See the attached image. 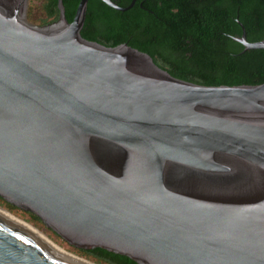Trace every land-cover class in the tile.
Listing matches in <instances>:
<instances>
[{"label":"water","instance_id":"95a60500","mask_svg":"<svg viewBox=\"0 0 264 264\" xmlns=\"http://www.w3.org/2000/svg\"><path fill=\"white\" fill-rule=\"evenodd\" d=\"M0 0V198L138 264H264V84L173 77L127 44ZM122 8L113 0H102ZM241 24V23H240ZM236 40L250 43L243 25ZM0 264H87L0 212Z\"/></svg>","mask_w":264,"mask_h":264},{"label":"trees","instance_id":"16d2710c","mask_svg":"<svg viewBox=\"0 0 264 264\" xmlns=\"http://www.w3.org/2000/svg\"><path fill=\"white\" fill-rule=\"evenodd\" d=\"M80 1L63 0L70 23ZM113 1L126 8L133 0ZM28 19L38 26L57 22L58 0H44L41 6L32 7ZM240 23L250 43L264 41V0H137L127 11L111 8L102 0H89L82 36L107 47L127 44L184 81L205 86L264 84V49L245 51L233 39L243 34ZM0 204L43 224L34 214L2 198ZM74 249L95 264H138L100 248Z\"/></svg>","mask_w":264,"mask_h":264},{"label":"rangeland","instance_id":"374dc122","mask_svg":"<svg viewBox=\"0 0 264 264\" xmlns=\"http://www.w3.org/2000/svg\"><path fill=\"white\" fill-rule=\"evenodd\" d=\"M43 1L44 0H30L29 1L28 14H29V10L32 9V7H34V6H41L42 3H43ZM0 208H3L5 210L9 211L11 214H13L16 217L24 220L28 224L34 226L36 229H38L39 231H41L45 236H47L51 241H53L59 247L63 248L68 253H71V254H73L75 256H78L80 258L86 259L81 254H79L74 248H72L68 243H66L64 240H62L60 237L56 236L53 232H51L48 228H46L45 225L39 224V223H37L35 221L30 220V217H28L27 215L23 214L20 211H18V212H12V211H10L9 209H7L5 207L4 204H0ZM86 260H88V259H86ZM88 261H90V260H88Z\"/></svg>","mask_w":264,"mask_h":264},{"label":"bare ground","instance_id":"6f19581e","mask_svg":"<svg viewBox=\"0 0 264 264\" xmlns=\"http://www.w3.org/2000/svg\"><path fill=\"white\" fill-rule=\"evenodd\" d=\"M0 212L13 218L14 220L18 221L19 223L23 224L24 226H26L27 228H29L30 230H32L33 232H35L36 234H38L40 237H42L44 240H46L49 244H51L52 246H54L56 249H58L59 251L69 255L70 257H73L75 259H78L82 262H85L87 264H95L91 261H88L86 259H83V258H80L78 256H75L71 253H68L67 251H65L63 248L59 247L57 244H55L53 241H51L47 236H45L41 231H39L38 229H36L34 226L28 224L27 222H25L24 220L16 217L15 215L11 214L9 211L3 209V208H0Z\"/></svg>","mask_w":264,"mask_h":264},{"label":"flooded vegetation","instance_id":"af4514ba","mask_svg":"<svg viewBox=\"0 0 264 264\" xmlns=\"http://www.w3.org/2000/svg\"><path fill=\"white\" fill-rule=\"evenodd\" d=\"M244 27V26H243ZM245 28V27H244ZM246 31V30H245ZM243 35V34H242ZM242 35H239V36H233V39L236 41V42H238L236 39L237 38H241L242 37ZM247 37V36H246ZM248 40V39H247ZM249 42V41H248ZM238 43H240V42H238ZM241 44V43H240ZM241 45H243V44H241ZM245 48V47H244Z\"/></svg>","mask_w":264,"mask_h":264}]
</instances>
